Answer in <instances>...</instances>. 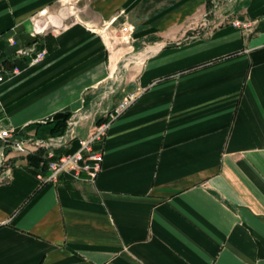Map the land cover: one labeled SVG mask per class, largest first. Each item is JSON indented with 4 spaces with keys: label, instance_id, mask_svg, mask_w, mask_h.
Returning <instances> with one entry per match:
<instances>
[{
    "label": "crops",
    "instance_id": "1",
    "mask_svg": "<svg viewBox=\"0 0 264 264\" xmlns=\"http://www.w3.org/2000/svg\"><path fill=\"white\" fill-rule=\"evenodd\" d=\"M0 73L16 139L108 126L94 180L0 137V264H264V0H0Z\"/></svg>",
    "mask_w": 264,
    "mask_h": 264
},
{
    "label": "built area",
    "instance_id": "2",
    "mask_svg": "<svg viewBox=\"0 0 264 264\" xmlns=\"http://www.w3.org/2000/svg\"><path fill=\"white\" fill-rule=\"evenodd\" d=\"M237 27H247L252 29L253 26L248 22L243 24L242 22H236ZM110 27V26H109ZM105 30H108L106 27ZM135 28L128 25L122 29V37L126 43H132V33H134ZM39 55V54H38ZM44 57V54H40L38 61ZM3 79V75L0 73V83ZM133 98L127 99L122 103L119 112H123L130 107V103ZM85 117H72L69 119L68 127L65 130V134L59 137H53L50 139L36 140V139H16L14 134L10 130H0V137L6 141L8 147L16 149L20 154H25L26 156L37 155L41 153L43 163L47 166V170L51 173L47 177L48 181L54 182L59 180L61 175L70 174L75 179H81L82 173H87L91 180L98 178L99 174L102 172V166L104 163L103 154L101 152H96V144L102 143L107 136V124L100 125L95 129V132L89 139L78 138L76 133V128L79 124L84 121ZM79 139L80 149L76 153L69 154L66 150L70 148L72 141ZM66 151V152H63Z\"/></svg>",
    "mask_w": 264,
    "mask_h": 264
},
{
    "label": "trees",
    "instance_id": "3",
    "mask_svg": "<svg viewBox=\"0 0 264 264\" xmlns=\"http://www.w3.org/2000/svg\"><path fill=\"white\" fill-rule=\"evenodd\" d=\"M68 118L69 116L67 114L55 116V118L53 119L54 120L53 122H55L56 125L55 127H53L55 133H59V134L63 133L65 127L67 126ZM29 160L32 161L33 164H36L37 166L41 164V161H44L42 160L41 154L29 156Z\"/></svg>",
    "mask_w": 264,
    "mask_h": 264
},
{
    "label": "rangeland",
    "instance_id": "4",
    "mask_svg": "<svg viewBox=\"0 0 264 264\" xmlns=\"http://www.w3.org/2000/svg\"><path fill=\"white\" fill-rule=\"evenodd\" d=\"M68 120H69V119H68ZM68 123H69V122L67 121V126L65 127V130H66V128L68 127ZM63 132H65V131H63ZM64 134H65V133H64ZM61 135H62V134H61ZM21 155L29 158V155L26 156V155L23 154V153H22ZM41 156H42V155H41Z\"/></svg>",
    "mask_w": 264,
    "mask_h": 264
},
{
    "label": "bare ground",
    "instance_id": "5",
    "mask_svg": "<svg viewBox=\"0 0 264 264\" xmlns=\"http://www.w3.org/2000/svg\"><path fill=\"white\" fill-rule=\"evenodd\" d=\"M62 15V14H61ZM63 16V15H62Z\"/></svg>",
    "mask_w": 264,
    "mask_h": 264
}]
</instances>
